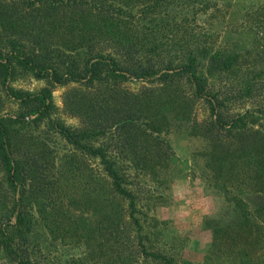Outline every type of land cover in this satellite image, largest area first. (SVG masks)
I'll return each instance as SVG.
<instances>
[{
  "label": "trees",
  "instance_id": "16d2710c",
  "mask_svg": "<svg viewBox=\"0 0 264 264\" xmlns=\"http://www.w3.org/2000/svg\"><path fill=\"white\" fill-rule=\"evenodd\" d=\"M231 6L0 0V264H264V14L229 26ZM24 76L44 86L16 87ZM61 85L76 125L57 115ZM176 130L200 142L199 177L219 203L198 262L153 245L131 171L162 150L171 161ZM78 154L87 200L70 208L59 176Z\"/></svg>",
  "mask_w": 264,
  "mask_h": 264
},
{
  "label": "rangeland",
  "instance_id": "374dc122",
  "mask_svg": "<svg viewBox=\"0 0 264 264\" xmlns=\"http://www.w3.org/2000/svg\"><path fill=\"white\" fill-rule=\"evenodd\" d=\"M231 2L232 13L230 12L227 18L229 26L235 21L239 22L242 18L251 21L250 17L244 16L245 11L252 17L264 14V0H231ZM214 32L216 33L215 30ZM232 36H234L233 40L239 43L248 40V37L245 36L239 40L235 32ZM14 85L34 91L44 86V82L24 76L19 77ZM69 89L67 85L55 86L52 90V97L58 109L57 115L65 124L76 125L77 118L67 115L62 109L64 93ZM169 140L174 153L171 161L163 157L162 150L159 154L147 156L145 162L150 167L142 171L140 169L131 170L134 174V183L137 186L136 192L140 195L139 207L146 212L145 230L150 231L151 242L154 246L160 245L162 249L166 250V245L172 246V251L176 255L178 253L185 263L188 261L198 262L202 259L209 243V234L202 227V220L207 215H213L219 208V203L215 202L213 195L203 188L199 177L201 158L197 154L201 150L200 142L182 130L172 132L169 135ZM160 146L163 148V143ZM56 147L55 157L59 160L65 148L59 141L56 143ZM77 157L79 162L75 174L68 172L63 173L62 177L59 176L64 179L63 193L70 194L72 199L77 201L73 202V206L70 205V208L75 207L81 200H87L85 192L89 178L86 175L89 168L81 155L78 154ZM153 162L156 164L151 167ZM54 170L51 168L52 172ZM98 172L93 171V173ZM94 203L96 204V200ZM94 203L87 207L89 212L83 214L84 216L95 218L93 215ZM75 213L80 214L79 212ZM71 253L78 254L79 249ZM67 255L68 253H65L60 259H64L63 256ZM56 259L58 260L59 257ZM53 261L56 262V260Z\"/></svg>",
  "mask_w": 264,
  "mask_h": 264
}]
</instances>
